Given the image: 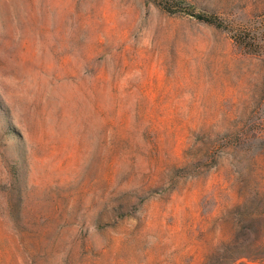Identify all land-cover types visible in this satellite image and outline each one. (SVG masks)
Instances as JSON below:
<instances>
[{"label":"rangeland","instance_id":"374dc122","mask_svg":"<svg viewBox=\"0 0 264 264\" xmlns=\"http://www.w3.org/2000/svg\"><path fill=\"white\" fill-rule=\"evenodd\" d=\"M0 264H264V0H0Z\"/></svg>","mask_w":264,"mask_h":264}]
</instances>
